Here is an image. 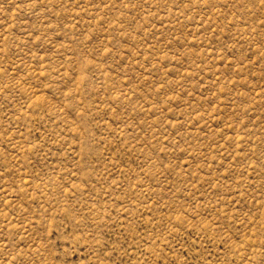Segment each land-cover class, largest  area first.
Listing matches in <instances>:
<instances>
[{
	"label": "rangeland",
	"instance_id": "1",
	"mask_svg": "<svg viewBox=\"0 0 264 264\" xmlns=\"http://www.w3.org/2000/svg\"><path fill=\"white\" fill-rule=\"evenodd\" d=\"M0 264H264V0H0Z\"/></svg>",
	"mask_w": 264,
	"mask_h": 264
}]
</instances>
